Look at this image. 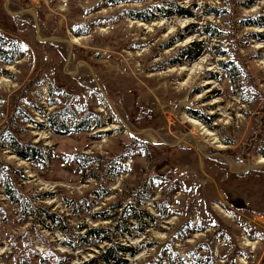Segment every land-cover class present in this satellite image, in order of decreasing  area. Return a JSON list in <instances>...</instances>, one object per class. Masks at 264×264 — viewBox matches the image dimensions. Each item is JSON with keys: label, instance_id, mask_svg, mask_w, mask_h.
<instances>
[{"label": "rangeland", "instance_id": "rangeland-1", "mask_svg": "<svg viewBox=\"0 0 264 264\" xmlns=\"http://www.w3.org/2000/svg\"><path fill=\"white\" fill-rule=\"evenodd\" d=\"M108 1L0 0V264H264V0Z\"/></svg>", "mask_w": 264, "mask_h": 264}, {"label": "trees", "instance_id": "trees-1", "mask_svg": "<svg viewBox=\"0 0 264 264\" xmlns=\"http://www.w3.org/2000/svg\"><path fill=\"white\" fill-rule=\"evenodd\" d=\"M141 0H109L108 4L109 5H115L118 3H124V2H139ZM169 5H173V7L176 9L175 13L180 14V15H190V13H188L185 9H180V8H176V6L173 3L168 2ZM153 9H155V12L157 13H163L165 15L168 14L167 9L161 7H154ZM215 11V10H213ZM128 16H130L133 19H137L143 22H150L152 21V19H154V15L152 12L150 11H131ZM257 20V19H256ZM256 23V22H255ZM74 33L76 34H85V30H80V31H75ZM214 35V34H213ZM3 37L0 36V62L2 64H11L14 60L18 59L20 57V52H18V50H16V48L14 47V45L12 44L11 46H5L6 44L4 43V41L2 40ZM177 38L175 37L174 39H172V41H175ZM203 45L201 44V42H196V43H192L191 46L185 49H181L179 51L180 53V57L182 56H186L188 59L194 60L196 59L201 51H202ZM176 62V61H175ZM173 62V63H175ZM193 117L198 118L200 121H202L205 124H208L210 119L208 116H197L195 113L192 112ZM62 117V116H59ZM71 123V122H70ZM89 123L88 118L82 119L79 123L75 124V127H78L79 129L84 128V126H87ZM53 130L57 133H66L68 131H70V128L67 127H60L58 124H55V126H52ZM7 142L9 144V146L12 148V151L20 158L25 159V160H29V161H38V162H42L45 163V155L43 153V150L40 146H38L37 144L35 145H26V144H22L19 143L17 140H15L11 134H7ZM3 191H4V195L6 196V198L13 204H18L19 206L25 208L27 205L29 206V208L31 207L30 202L28 204H24L20 202V198H19V194L17 192V190L14 188V186L12 185V180L9 177H6V179H4L3 181ZM131 207V206H128ZM132 211V214L129 218H134L139 220L140 218V212L139 210H135L134 208L130 209ZM45 216L48 218V220L53 221L55 220V215L47 213L44 211ZM107 230L105 229H93L90 228L87 230V232L85 233V235H83L81 237V239L83 240V243H89L88 237H94L96 238L95 241L99 242V241H103V240H108L110 239L109 236L104 235L103 233L106 232ZM99 234H102L101 236H99ZM117 250L113 249V248H109L107 249V251H104L100 256L99 259H102L105 262H108L110 260L112 261H117L120 262V260L117 259ZM96 259H93L92 262H95Z\"/></svg>", "mask_w": 264, "mask_h": 264}, {"label": "bare ground", "instance_id": "bare-ground-1", "mask_svg": "<svg viewBox=\"0 0 264 264\" xmlns=\"http://www.w3.org/2000/svg\"><path fill=\"white\" fill-rule=\"evenodd\" d=\"M74 41H77V38H73V41H72V42H74ZM189 120H190V122H195V123H197V121H196L195 119H191V118H189ZM261 161H264V158H262Z\"/></svg>", "mask_w": 264, "mask_h": 264}]
</instances>
